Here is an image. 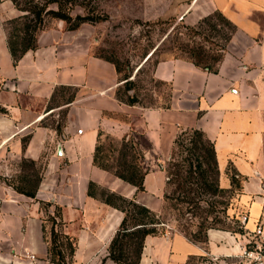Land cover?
Returning a JSON list of instances; mask_svg holds the SVG:
<instances>
[{
  "label": "crops",
  "instance_id": "obj_1",
  "mask_svg": "<svg viewBox=\"0 0 264 264\" xmlns=\"http://www.w3.org/2000/svg\"><path fill=\"white\" fill-rule=\"evenodd\" d=\"M2 8L0 106L7 115H0V177H9V163L22 158L37 161L45 156V164L34 198L16 193L0 180V264H30L26 254L44 264L46 216L55 208L60 209L64 234L75 242L72 260L98 264L123 214L88 196V184L134 198L158 213L167 180L164 164L174 139L186 130L202 132L213 144L222 188L230 187L229 171L244 179L243 198L251 199L248 225L258 218L264 204L256 196L264 172V0H191L189 6L185 4L183 19L188 24L217 11L236 30L215 73L183 58L163 62L168 66L169 95L165 105L155 107L128 106L116 100V72L111 63L91 55L86 24L66 31L63 22L53 21L38 34L37 48L13 66L2 23L21 13L7 0ZM59 87L76 94L64 106L65 124L57 134L42 121L54 112L55 108L44 111ZM99 132L116 139L131 133L137 142L143 140V157L152 159L143 192L93 164ZM25 133L29 139L22 148ZM47 203L45 210L42 205ZM232 235L208 230V254L216 260L236 256L240 248ZM172 247L179 260L202 253L199 245L182 236L172 242L147 236L140 264H147L146 256L157 257L159 252L163 260L168 258ZM105 264L112 263L107 260Z\"/></svg>",
  "mask_w": 264,
  "mask_h": 264
},
{
  "label": "trees",
  "instance_id": "obj_2",
  "mask_svg": "<svg viewBox=\"0 0 264 264\" xmlns=\"http://www.w3.org/2000/svg\"><path fill=\"white\" fill-rule=\"evenodd\" d=\"M10 1L14 9L21 15L5 22L6 47L12 60L13 66L28 52L37 48L38 34L46 28L49 20L61 21L64 23L66 31L77 30L83 24H92L101 20L98 16L88 14L72 15L73 7L78 6L77 0H7ZM55 6V9L50 8ZM213 15L220 18L229 27V33L225 38L227 43L235 32L236 28L219 12ZM208 17H212L211 15ZM208 20V19H207ZM202 19L200 23L205 22ZM7 28V29H6ZM213 30L214 27L211 26ZM193 31L194 28H186ZM196 32V31H194ZM224 48H220L221 55L218 59L211 61L216 63L213 67L206 63L202 48H191L186 50V60L193 63L196 67L215 73L221 61ZM183 51V49H182ZM113 65L118 81H123L122 85L116 87L114 95L117 101L128 106L140 105L136 93L127 95L129 90L134 89L135 83L129 79V75H122V69L117 62L105 57L97 56ZM184 59V58H183ZM70 89L68 87H59ZM122 92V93H121ZM126 94V97H123ZM70 99L67 103L71 102ZM141 106V105H140ZM0 115H7V110L0 106ZM56 133L60 134V129L56 128ZM27 141H22V148ZM172 155L168 161L166 172L167 190L163 194V208L160 213H155L145 206L138 204L134 198L127 199L114 192L100 189L93 183L88 184L87 195L100 199L104 204L119 210L123 218L111 238L107 255L103 261L109 260L113 264H138L141 256L144 240L147 236H159L165 234L168 227V212L174 211L175 231L185 237L193 244L206 245L207 231L210 229L240 233L224 226L220 218L226 216L227 203L217 199H223L227 193L238 190L241 187L237 173L228 172L230 187L225 189L219 187L217 162L213 144L205 138L198 130H186L180 132L173 141ZM101 149L96 145L93 164L98 168L110 172L118 179L134 186L137 192H143L144 177L147 171L139 169L137 161L142 158V154L137 144L130 137L121 140L118 149L117 165L118 168L111 170L102 163L99 157ZM23 167L33 168L37 163L34 160L22 159ZM44 168V167H43ZM43 169L38 170L33 176L23 175L19 177L18 184L7 183L16 193L29 198H34L39 182L41 181ZM98 189L99 194L94 190ZM49 204H43L46 210ZM184 215H188L196 220V224L182 222ZM46 222L50 224V229L45 235L47 243V257L51 262L65 263L72 259L74 246L73 239L63 235L65 245L69 250V257H64L61 252V235L55 227L60 225V209L55 208L52 215L46 216ZM207 256H191L185 264H193L194 261H203Z\"/></svg>",
  "mask_w": 264,
  "mask_h": 264
},
{
  "label": "rangeland",
  "instance_id": "obj_3",
  "mask_svg": "<svg viewBox=\"0 0 264 264\" xmlns=\"http://www.w3.org/2000/svg\"><path fill=\"white\" fill-rule=\"evenodd\" d=\"M190 1L191 0H77L79 5L73 7L72 15L88 14L89 16L101 17V20L98 22L86 24L88 26L87 30L91 34V55L94 57L101 56L116 61L118 66L122 69L121 74L129 75L128 80L135 83L134 89L129 90L127 95L136 93L141 106L155 107L165 105L169 95V84L165 78L168 66H165L163 62L171 58L185 59L187 56L185 53L186 50L191 48H202L206 63H210L211 66L214 67L216 63L211 60L218 59L221 55L219 49L226 45L225 38L230 31L229 27L224 24L220 18L213 15L214 12L210 14L212 16L211 18L208 17L210 15L205 16L194 24H188L183 19V12L185 9L182 7H184L185 4L189 6ZM2 3L3 0L0 1V9H4L2 8ZM180 5L183 6L181 7ZM50 8L55 9V6H51ZM202 19H206V21L200 23ZM2 24L5 34V21ZM52 24L53 20H49L46 28L51 27ZM211 26L214 27L215 30H213ZM186 28H194L195 30L190 31ZM122 83L123 81L119 82L117 77V87L122 85ZM0 90H2L1 87ZM75 94V91L71 88H57L53 98L45 107L44 112H48L53 108H55V110L51 114L46 115L42 121V125L51 126L55 130L59 128L61 132V127L65 124L67 111V108H64V106L70 99L75 97ZM123 97L125 98L126 94H123ZM26 101L28 102V100ZM28 103H30V101ZM128 137L134 140L142 154V158L137 161L139 169L148 172L150 169L148 164L152 162V159L143 157V148L145 149L146 146L140 138L139 142H137L135 136L131 133L124 135L121 139H116L113 135L99 132L97 146L101 149L99 157L102 158V163L111 170L117 169L118 149L120 148L121 140ZM28 139L29 135L25 133L21 138V144L22 141L28 142ZM173 149L174 147H172L171 155ZM169 159L164 164V171L168 167ZM21 160L19 162L9 163L11 170L10 176L6 178L0 177V180L4 183H13L16 185L18 184L19 177L23 175L33 176L38 170L41 172L45 164V156H41V158L36 161L37 163L33 168L23 167ZM238 179L242 185L244 179L241 177H238ZM261 181V190L256 196H260L264 200V172ZM219 187H223L220 181ZM166 188L167 186L165 185L163 194L169 191V189L167 190ZM94 192L99 194L98 189L94 190ZM217 200L227 203V217L220 216L224 222V226L230 227L231 230L240 231V233L228 231L233 234L232 236L236 235V241L240 248V252H238L236 256L216 260L208 254L207 244H195L199 245L202 249V253L188 255L182 260H179L175 257V251L172 247L168 252V258L166 255L164 260L161 252H159L157 257L146 256L147 264H185L191 256H207L205 260L201 262L194 261L193 264H264L263 259L258 260V257H264V242L260 239L258 234L259 230L264 231V204L258 218L254 222L252 221V225L250 226L248 223L251 199L243 198L241 187L238 190L227 193L223 199ZM162 208L163 195L161 196V207L158 213L162 211ZM168 213V227L165 228V234L154 237L162 238L166 240V242H172L176 236L182 235L175 231V223L171 221L175 217L174 211L169 210ZM50 215H52V213ZM182 222L196 224V220L188 215H184ZM47 225L48 228L46 233L48 237L50 224L47 223ZM55 229L61 235L60 241L64 243V245L61 246L63 256L70 258L68 255L69 250L65 245L66 240L63 236L65 235L63 223L57 225ZM185 240L187 239L185 238ZM71 243L72 246H74L75 252L74 240ZM175 244L177 245V243ZM180 248H182V246ZM106 255L104 257H106ZM73 256L74 253L72 258ZM104 257L100 256L98 258V264L106 263L107 260L103 261ZM141 257L142 254L138 264H140ZM69 262L73 264H83L73 261L72 259L69 260ZM40 264H43V262Z\"/></svg>",
  "mask_w": 264,
  "mask_h": 264
},
{
  "label": "built area",
  "instance_id": "obj_4",
  "mask_svg": "<svg viewBox=\"0 0 264 264\" xmlns=\"http://www.w3.org/2000/svg\"><path fill=\"white\" fill-rule=\"evenodd\" d=\"M258 234H259V236H260V239L264 242V231H261V230H259L258 231ZM248 254H251V253H248ZM247 254V255H248ZM26 258H28L29 260H30V264H38L37 263V259L33 256V255H30V254H26ZM260 259H263L264 260V257L263 256H261V257H258V260H260ZM44 264H73L72 262H65V263H59V262H51L50 260H49V258L47 257V259L46 260H44ZM75 264V263H74ZM263 264V263H262Z\"/></svg>",
  "mask_w": 264,
  "mask_h": 264
},
{
  "label": "water",
  "instance_id": "obj_5",
  "mask_svg": "<svg viewBox=\"0 0 264 264\" xmlns=\"http://www.w3.org/2000/svg\"><path fill=\"white\" fill-rule=\"evenodd\" d=\"M58 152H60V147H58Z\"/></svg>",
  "mask_w": 264,
  "mask_h": 264
}]
</instances>
